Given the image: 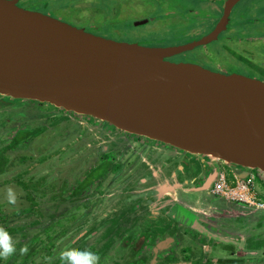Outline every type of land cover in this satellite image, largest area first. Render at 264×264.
<instances>
[{
  "label": "water",
  "instance_id": "95a60500",
  "mask_svg": "<svg viewBox=\"0 0 264 264\" xmlns=\"http://www.w3.org/2000/svg\"><path fill=\"white\" fill-rule=\"evenodd\" d=\"M240 1H226L202 40L158 48L111 40L22 8L20 0H0V96L48 103L264 173V81L167 60L217 41Z\"/></svg>",
  "mask_w": 264,
  "mask_h": 264
},
{
  "label": "rangeland",
  "instance_id": "374dc122",
  "mask_svg": "<svg viewBox=\"0 0 264 264\" xmlns=\"http://www.w3.org/2000/svg\"><path fill=\"white\" fill-rule=\"evenodd\" d=\"M170 1L172 2L171 5L162 6L164 0H158L157 10H155V14H152L157 17L156 25L153 24L140 29L134 27L135 25L134 23L132 24L130 17L126 18L123 16L125 19L117 17L120 8L125 6V2H128V0H20V7L48 14L75 27L84 28L87 32L111 40L124 43L139 41L143 46L152 47L150 45H153L158 48L187 45L200 39L210 31L209 28H204L199 34L198 32L191 33L189 29H184L182 26H169V28H166L163 25L165 22L164 12H174L172 18L176 19V22L183 24L182 22L184 21L187 25L191 24L190 26L193 30L197 27L200 28L203 22L219 20L223 13L221 9L223 10L224 0ZM76 4H78L77 8L81 9L75 8ZM136 4L137 2L133 1L132 5ZM87 5L92 8L91 11L93 9L95 11L90 14L83 11L87 8L85 7ZM213 5H216L217 12L211 14L210 6ZM188 8H194L198 12L196 13L197 16L194 17L192 13L184 12ZM138 11L142 12L141 10ZM253 23L257 25L251 27L250 25ZM262 24H264V0H243L236 6L231 15V25L227 34L221 36L218 41L211 44L206 50L197 51L195 54H187L185 59L189 63L199 64L216 72L225 74L238 73L251 77L258 76L257 73L247 69L237 58H234L236 55L245 56L249 52L246 49H242L244 44L238 40H233L231 44L238 52V54L233 55L226 48V40L233 37L244 39L248 36H262L263 39L256 41L253 48L256 51V57L260 59V62L264 63V25ZM205 51L209 54L208 57L199 54ZM51 106L39 105L36 102L21 103L17 108L9 109L10 113L1 116L0 145L11 144L16 137L17 130L20 128H33L37 125H44L47 130L42 131L29 144L20 142L15 151L8 154L9 162L7 164L14 161L15 165L8 168L7 174L4 173L3 176L5 177L1 176L0 181L13 179L27 169L30 170L26 178L31 176L40 178L45 175L47 176L46 179L50 176V179L53 178L56 182L62 180L63 177L66 180H72L73 178L84 177L97 162L104 158H110L117 162L119 159V155L115 154L117 150L126 151L128 149L129 152L123 154L137 153L136 151L138 150L146 156V151L143 152V150H148L149 147L147 149V146L142 147L139 143L131 142V137L126 135L118 136L121 144L112 146L110 143L113 140L107 141L105 133H98L97 128H92L88 132L87 129H84L87 126H81L82 122L85 124V117ZM42 116L46 117L42 118ZM108 130V133L111 134L110 128ZM114 148L115 151L112 153L111 151ZM58 150H61L59 156L52 157L50 153H55ZM41 156L42 158L45 157V162L39 164V167L38 165L35 166ZM151 163L153 162L151 161ZM224 164L226 167H223L220 177L213 182L210 190L206 194L205 192H200L201 198L199 194L194 192V194H184L183 190L178 191L181 196L179 197L180 201L193 208L200 216L215 219V222L222 227L229 222L236 224L234 220L230 219L239 221L242 214H246L245 205L250 206L257 201L262 203L259 199L264 195L263 172L246 169L250 172V175L244 178L238 176L237 178L234 175L237 172L236 169H232L225 162ZM240 169L242 168L240 167ZM124 179L125 177L122 176L120 180ZM105 180L107 182L113 180V173L111 176L106 177ZM26 181L29 180L26 179ZM47 182L49 183V181ZM217 184L219 187L215 186ZM104 185L102 184V188H99L97 193L86 195L90 199L89 201L76 202V200H73L72 203H65L58 209L56 203L53 204L49 200L46 202L48 199V196H46L41 209L32 214L20 213L18 218H14L11 221L13 222L11 223L13 227L29 225L26 232L29 239L38 237V241L32 242L28 249L30 253L39 252L36 255L37 264L43 260L39 256L46 252L45 249H51L49 262H52L61 258L62 252L76 250L80 245L81 249L85 250L91 247H102L103 243H110L111 240L113 241L110 244H113L116 240V246L119 245L120 237L106 236V226L104 227L102 224L101 219L107 215L106 213L110 214V211L115 207L112 202L116 199V196H109L111 194L109 191L110 186ZM9 189L15 193L16 203L23 205L25 208L30 206L25 198L27 192L14 184H5L1 187L0 198L8 200L7 193ZM186 189L188 190V187ZM255 189L258 190L256 191ZM15 210H18L17 207ZM251 211L252 209L250 208ZM39 217H41L40 220H38ZM251 220L255 223L257 218H250V224L247 226L251 225L252 227ZM22 234L23 232L10 235L14 246L18 245L19 242L24 244L28 241V239L23 238ZM176 238L177 242L174 243L172 248L161 251L163 256L166 257L165 259L173 260L177 263L192 261L195 257V244H197L194 237L179 236Z\"/></svg>",
  "mask_w": 264,
  "mask_h": 264
},
{
  "label": "flooded vegetation",
  "instance_id": "af4514ba",
  "mask_svg": "<svg viewBox=\"0 0 264 264\" xmlns=\"http://www.w3.org/2000/svg\"><path fill=\"white\" fill-rule=\"evenodd\" d=\"M133 1H136L137 4L132 5ZM157 1L158 0H128V2H125L126 5L120 8L117 17H122V19H125L124 17H130L136 29L145 28L153 24L156 25L157 17L152 14H155V10H157L156 6L159 4ZM226 1L227 0H224L223 10L221 9L223 12ZM78 4L75 5V8L78 7ZM171 4L172 2L170 0H164L162 6ZM85 7L87 8L83 11L89 14L95 11L94 9L91 11L92 8L89 5ZM138 10L142 12L140 13ZM184 12L188 14L192 13L194 17L197 16L196 13H198L194 8H188V10ZM210 12L211 14L217 12L216 5L210 6ZM173 14L174 12H164L163 17L165 22L163 25L166 28H169V26H182L184 29H189L191 33L198 32L199 34H201L204 28L210 29L208 33L194 42L200 41L210 35L223 16L222 13L219 20L215 19L214 21L203 22L200 28L197 27L193 30L190 26L191 24L187 25L184 21L182 22L183 24L176 22V19L172 18ZM230 25L231 19L226 31L219 35L218 40L221 36L227 34ZM255 25L257 24L253 23L250 26L253 27ZM152 27L156 28L155 26ZM262 39V36H248L244 39L236 37L231 39L227 38L226 48L231 54H238L231 42L233 40L242 42L244 44L242 49H246L249 52L245 56L236 55L234 58H237L247 69L257 73L258 76H253L252 78L264 81V63L260 62V59L256 57V51L253 48L256 41L258 42ZM129 43L142 45L139 41ZM213 43L214 42L197 47L192 51L167 58V60L173 63H189V61L185 59L187 54H195L197 51L206 50ZM150 46L155 47L153 45ZM199 54L205 57L209 55L207 51L200 52ZM241 57L244 62L239 59ZM245 76L251 77L249 75ZM31 102L36 101L14 100L0 96V120L3 114L11 112L9 109L17 108L21 103ZM1 103L4 105L2 106ZM36 103L39 105L51 106L48 103ZM62 111L64 110L62 109ZM45 117L46 116H42V118ZM85 119V124L82 122L81 126H87L86 128L84 127V129H87L88 132L92 128H97L98 133H105V139L107 138V141L113 140L111 142L112 144L110 143L112 146L121 144L119 142L120 137L118 136L126 135L132 138L131 142L136 144L139 143L142 147L147 146V149L149 147L148 150H143V152L146 151V156L138 150L136 151L137 153L128 154H123L129 152L127 148L126 151L117 150V153H115L119 155L117 162L110 158H104L97 162L90 172L82 178L66 180V178L63 177L62 180L56 182L53 178L50 179V176L48 179H46L47 176H43L49 183L54 182L56 184L54 195L49 196L47 200L53 204L56 203L57 209L65 203H72L73 200H76V202L84 200L89 201L90 199L87 198L86 195L94 192L97 193V190L102 188V184H105L104 186H110L109 191L111 194H109V196H116V199L112 202L113 205L115 204V207L110 211V214H104L106 216L101 220L104 227L106 226L105 235L120 237V240L118 241V246L115 244L117 243L116 240L113 244H110L113 241L111 240L110 243H103L102 247H91L87 249V251H93L99 256V264H264V195L259 199L262 203L257 201L255 204L250 205L251 207L245 205L246 214H242L239 221L230 219L234 220L236 224L229 222L225 225L226 227L220 226L213 218L200 216L193 208L179 199V197H181L178 194L179 190H183L185 192L184 194H199L200 198V192H205L206 194L213 186L211 182L218 179L223 171V167H226L224 162L213 160L204 155H193L181 149L145 137L131 135L118 130L109 123L100 122L90 117H85ZM108 128H110L111 134L108 133ZM32 129H44L43 131H46L47 127L44 125H37L33 128H20L17 130L16 137L19 135L20 130L29 131ZM41 133L42 132H40V134ZM38 135L21 143L29 144L31 140H34ZM9 145L10 144L0 145L1 155L4 157V159L1 160L2 167H0V178L7 172L6 169H3V163L6 157L17 148L16 146L15 149H2ZM114 151L115 148L111 152L113 153ZM60 152L61 150L55 152L54 157H58ZM151 161L153 163H151ZM8 162L9 161H6V163ZM36 165L39 167L38 162L35 166ZM229 169L232 170L233 168ZM236 171L237 176L245 175L244 177H247L250 173L245 168L240 169V167H237ZM112 173L113 180L107 182L105 178L111 176ZM122 176H124L125 179L121 181L120 179ZM7 181L6 179L1 180L0 184L4 185ZM210 184L211 186L209 189L203 191ZM187 187L188 190L186 189ZM250 208L252 209L251 212ZM186 213H191L192 216ZM250 218H257L255 223L251 220L252 227L251 225L247 226L250 224ZM179 236H193L197 244H199H195V257L192 261L177 263L173 260H166V257L163 256L161 251L172 248L174 243L177 242L176 237ZM169 240L172 241L168 242ZM166 242L168 243L165 244ZM79 247H81V245Z\"/></svg>",
  "mask_w": 264,
  "mask_h": 264
},
{
  "label": "trees",
  "instance_id": "16d2710c",
  "mask_svg": "<svg viewBox=\"0 0 264 264\" xmlns=\"http://www.w3.org/2000/svg\"><path fill=\"white\" fill-rule=\"evenodd\" d=\"M239 59L243 61L242 57ZM1 105L3 106L4 104L1 103ZM43 130L44 129H40V130L39 129H37V130L32 129L29 131L28 130H26V131L20 130L19 135H17V137L12 142V144H10L9 146H5L2 149L3 150L15 149V147L17 146V144L19 142H23V141H26L28 139H31L35 135L40 134V132H42ZM24 133H26V134L23 135ZM50 154L52 157L55 155V153H50ZM42 156L37 161L39 164L45 162V157L42 158ZM3 159H4V157L1 155V151H0V167H2L1 160H3ZM6 161H9L8 157H6V160L3 163V169L8 170V168L10 166L15 165L14 161L10 164H7ZM29 170L30 169H27L25 172L18 174L13 179H6L8 181L5 183L8 185H11V184L17 185V187H21L22 189H24L27 192V195L25 196V198L27 199V202H29V204H30V206L28 208H25L23 205H21L19 203L9 204L8 200H4L3 198H0V228H3L4 230H6L9 233V235L23 232V234H22L23 238L28 239V241L24 244L22 242H19L18 245L15 246L17 249L16 253L14 255L10 256L8 259H1L0 264H37V260H36L37 256L36 255L39 252H35V253L31 252L30 253V251H28V249L30 248V245L32 242L35 243L38 241V237H33V238L31 237V239H29L28 238L29 236L26 233L29 225L28 226L27 225H18L16 227H13V224H11L13 222H11V221H13L14 218H18V215L20 213L32 214L33 212L35 213L37 210L41 209L43 207L44 198L46 196L49 197V196L54 195V193H55L54 190H56L55 189L56 184L55 183H53V184L48 183L46 181L45 177L38 178L37 176H31L29 178H26V176L29 174ZM26 179H28L29 181H26ZM4 185L0 184V189ZM47 201L48 200H46V202ZM16 207L18 210L14 211V209ZM186 214H189L192 216L191 213H186ZM24 247L27 248V252L24 254H21L20 249L24 248ZM45 250H46V252L43 255L39 256L40 258H43V260L39 264H65V261H63L62 258L53 260L52 262H49V259L51 258V254H50L51 249H45ZM76 250L85 251V249H81V247H78Z\"/></svg>",
  "mask_w": 264,
  "mask_h": 264
},
{
  "label": "clouds",
  "instance_id": "9594fccd",
  "mask_svg": "<svg viewBox=\"0 0 264 264\" xmlns=\"http://www.w3.org/2000/svg\"><path fill=\"white\" fill-rule=\"evenodd\" d=\"M7 197L9 204L16 203V195L11 189H9ZM16 251L17 249L9 233L3 228H0V259L10 257L14 255ZM26 252V247L20 249L21 254ZM61 258L65 261V264H99V256L87 250H66L61 253Z\"/></svg>",
  "mask_w": 264,
  "mask_h": 264
},
{
  "label": "built area",
  "instance_id": "2783aa9c",
  "mask_svg": "<svg viewBox=\"0 0 264 264\" xmlns=\"http://www.w3.org/2000/svg\"><path fill=\"white\" fill-rule=\"evenodd\" d=\"M234 175H236V176H237V174H236V173H235ZM249 175H250V174H249ZM249 175H248V176H249ZM250 177H251V176H250ZM237 178H238V176H237ZM215 186H216V187H219V186H218V184H217V185H215ZM216 189H217V188H216ZM255 190H256V189H255ZM257 190H258V189H257ZM257 190H256V191H257ZM214 192H216V191H214Z\"/></svg>",
  "mask_w": 264,
  "mask_h": 264
},
{
  "label": "crops",
  "instance_id": "0c3cea01",
  "mask_svg": "<svg viewBox=\"0 0 264 264\" xmlns=\"http://www.w3.org/2000/svg\"><path fill=\"white\" fill-rule=\"evenodd\" d=\"M249 214H250V212H249ZM40 218H41V217H39V219H38V220H40Z\"/></svg>",
  "mask_w": 264,
  "mask_h": 264
}]
</instances>
